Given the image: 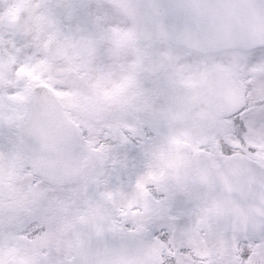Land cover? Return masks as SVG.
I'll use <instances>...</instances> for the list:
<instances>
[{"label": "snow or ice", "instance_id": "1", "mask_svg": "<svg viewBox=\"0 0 264 264\" xmlns=\"http://www.w3.org/2000/svg\"><path fill=\"white\" fill-rule=\"evenodd\" d=\"M0 264H264V0H0Z\"/></svg>", "mask_w": 264, "mask_h": 264}]
</instances>
